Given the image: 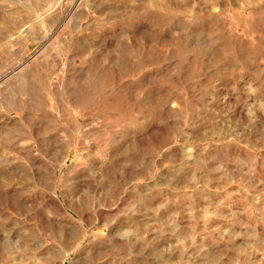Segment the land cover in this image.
<instances>
[{
  "label": "rangeland",
  "instance_id": "obj_1",
  "mask_svg": "<svg viewBox=\"0 0 264 264\" xmlns=\"http://www.w3.org/2000/svg\"><path fill=\"white\" fill-rule=\"evenodd\" d=\"M0 264H264V0H0Z\"/></svg>",
  "mask_w": 264,
  "mask_h": 264
}]
</instances>
